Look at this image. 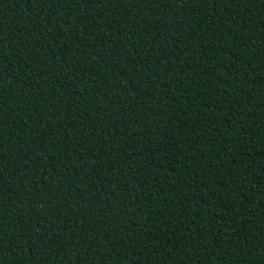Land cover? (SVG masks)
I'll use <instances>...</instances> for the list:
<instances>
[{
  "label": "trees",
  "instance_id": "obj_1",
  "mask_svg": "<svg viewBox=\"0 0 264 264\" xmlns=\"http://www.w3.org/2000/svg\"><path fill=\"white\" fill-rule=\"evenodd\" d=\"M0 264H264V0H0Z\"/></svg>",
  "mask_w": 264,
  "mask_h": 264
}]
</instances>
